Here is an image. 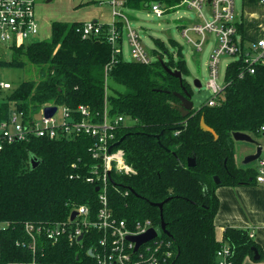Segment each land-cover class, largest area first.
<instances>
[{
	"label": "trees",
	"instance_id": "16d2710c",
	"mask_svg": "<svg viewBox=\"0 0 264 264\" xmlns=\"http://www.w3.org/2000/svg\"><path fill=\"white\" fill-rule=\"evenodd\" d=\"M153 1L175 9L183 0H126L125 6L147 9ZM83 25L54 21L49 38L12 46V56L0 58V67H38L37 78L24 79L0 94V122L14 110L31 116L49 105L69 108L76 119L82 118L77 109L84 105L91 119L101 122L107 105L112 118L133 120L115 129L116 142L123 138L116 149L123 150L133 170H112L109 207L129 224L151 220L161 229L165 222L167 233H160L162 248L171 249L173 255L162 264H242L246 257L254 258L255 250L262 257L261 244L247 228L227 226L219 240L215 219L220 208L218 187L258 184L256 168L238 164L233 134L264 136V65L249 73L243 59L232 61L218 104L194 107L184 117L176 92L184 94L185 87L193 95V87L178 40L170 38L178 48L175 58L160 37H153L164 52L153 49L156 58L146 64L124 56L123 20L115 22L116 43L109 38L110 24L101 23V32L88 37L82 34ZM237 25L241 34V24ZM162 60L180 70L182 80L170 74ZM109 80L124 89L110 85ZM202 117L218 138L202 129ZM95 141L85 133L33 137L0 150V264H28L33 259L26 223L49 226L68 221L80 205H88L93 214L98 212L100 192L87 181L98 163L91 150ZM193 156L196 165L189 166ZM33 157L40 160L36 167ZM160 202H165L162 210L155 204ZM91 247L87 235L81 244H70L67 237L52 243L41 235L36 257L44 264H96L88 253ZM224 248L228 254L219 257L218 251Z\"/></svg>",
	"mask_w": 264,
	"mask_h": 264
},
{
	"label": "built area",
	"instance_id": "2783aa9c",
	"mask_svg": "<svg viewBox=\"0 0 264 264\" xmlns=\"http://www.w3.org/2000/svg\"><path fill=\"white\" fill-rule=\"evenodd\" d=\"M41 1L43 0H0V41L3 44L10 48L40 39L41 27L36 8ZM109 2L116 18L110 24V40L116 43L119 34L116 31L115 22L117 19L123 20L130 45L131 59L146 64L151 63L154 58L145 48L141 35L131 25L124 10L126 0H109ZM182 4L196 9L201 19V21L182 27L183 36L194 45L196 50H203L207 33H214L218 38L211 53L210 78L206 83L212 92L206 104L214 106L218 104L220 96L228 85L227 69L232 61L243 59L247 63L249 73H255L258 65H264V37L251 44L242 43L236 21L235 0H183ZM206 6L210 7V18H207L204 11ZM151 9L159 17L165 14V8L161 3L153 4ZM101 30V23L87 21L82 27V34L88 37L99 34ZM190 32L197 34V37L191 35ZM223 55L231 56L232 60L227 64L222 77L220 63ZM244 73L245 70L241 71L240 76ZM10 88V83L0 81V94ZM45 107L31 116H27L23 111L14 110L7 119L1 121L0 150L7 144L30 140L33 137L53 139L82 133L95 137L96 141L91 150L98 163L92 168L87 181L99 188L101 206L98 212L93 214L88 205H80L72 210V212L77 211L74 219H71L70 214L68 221L49 226L26 223V230L31 238L30 247L34 252V257L28 264H44L40 263L36 257L41 235L42 238L52 243H57L67 237L70 244H81L87 235L93 244V247L88 249V253L93 256L96 264H162L172 257L171 249L162 248L164 241L160 238L159 230L161 229L154 227L151 220L129 224L127 220L115 216L109 207L108 186L112 179V170L115 169L120 173L133 170L126 162L123 150L116 149L117 146H114L116 143L115 129L121 123H126L127 118L124 116L112 118L107 105L101 122L91 119L90 110L84 105H80L77 109L82 115L81 119H76L69 108L64 106L61 111L59 109L61 106H57L56 112L51 117H47ZM261 130L264 132V125ZM259 144L262 146V153L256 160V180L258 184L264 185V146L262 143ZM152 227L156 229L157 236L136 250V243L128 239V236L141 235ZM97 233L101 234L98 239L96 238ZM166 247H169V244ZM227 254L226 248L218 251L219 257Z\"/></svg>",
	"mask_w": 264,
	"mask_h": 264
},
{
	"label": "crops",
	"instance_id": "0c3cea01",
	"mask_svg": "<svg viewBox=\"0 0 264 264\" xmlns=\"http://www.w3.org/2000/svg\"><path fill=\"white\" fill-rule=\"evenodd\" d=\"M57 1L60 0H43L37 5V18L41 30L43 29L41 39L50 37L54 21H97L102 24H112L116 19L109 0H71L67 8H58L55 3ZM182 2L172 9L165 2L153 1L149 8L155 3H161L166 13L176 10L182 5ZM124 10L129 20L131 17L133 18L131 14L129 17L130 11H140L127 7ZM134 18L139 20L138 15H135ZM190 21L192 19H189L188 23ZM236 21L241 24V38L245 44H251L264 37V0H241V5L236 9ZM46 29L50 31L48 35H46ZM146 32H148V28H146ZM125 35L126 31L123 43ZM217 193L220 197V208L215 219L217 238L219 240L223 238V232L227 226L249 229L254 239L261 244L263 256H260L259 259L248 256L242 264H264V185H224L217 188Z\"/></svg>",
	"mask_w": 264,
	"mask_h": 264
},
{
	"label": "rangeland",
	"instance_id": "374dc122",
	"mask_svg": "<svg viewBox=\"0 0 264 264\" xmlns=\"http://www.w3.org/2000/svg\"><path fill=\"white\" fill-rule=\"evenodd\" d=\"M71 0H60L59 2H55L58 8H67L69 6ZM236 9L241 5V0H235ZM50 4V3H49ZM169 11V10H168ZM207 18H210V7L206 6L204 8ZM131 15L129 17L131 21V25L137 29L139 34L141 35L142 42L149 52V54L156 58L153 53V49L158 50V46L155 44L153 37H160L165 44L167 52L171 53L173 57H177L178 48L174 45L170 38H174L178 40L184 47L183 54L187 60V65L190 70V75L187 77L188 81L191 83L193 87V96L192 100L195 108H200L202 105L206 104L208 99L212 96L211 90L207 87V81L210 78V68L209 62L211 58V53L214 46L218 42V38L214 33H207V39L204 44L203 50L198 51L194 47V45L187 41V39L182 34V26H189L194 22L201 21L198 17V11L196 9H191L187 4H182L176 10H171L170 12H166L163 16H157L151 8L142 9L140 11H130L128 13ZM138 15L139 20H135L134 16ZM192 19L188 23V20ZM146 28H148V32H146ZM48 29V27H47ZM46 29V35L49 34L50 31ZM191 35L197 37V34L194 32H190ZM43 35V29L41 30V34L39 38L41 39ZM123 50L125 57L127 59H131L130 53V45L128 39L125 35ZM159 53L164 52V50H158ZM13 50H11L8 46L3 44L0 41V58L1 59H9L12 56ZM232 60L231 56L223 55L221 57L220 63V74L223 77L224 72L226 70L227 64ZM38 77V67L36 66H27L25 69L18 67H0V81L8 82L11 84L10 90L16 88L24 79L28 78H37ZM199 78L202 83V87L199 89L194 84V79ZM110 85H114L119 89H124L123 86L115 84L112 80H109ZM62 110V106L59 108ZM127 124H133V120L131 118L126 119ZM255 140L259 143H262L264 146V136H254ZM255 150V144L247 142V141H236V156L238 164L242 165L243 160L246 154L251 153ZM254 167L256 165V161L251 162ZM161 233V231L159 230Z\"/></svg>",
	"mask_w": 264,
	"mask_h": 264
},
{
	"label": "water",
	"instance_id": "95a60500",
	"mask_svg": "<svg viewBox=\"0 0 264 264\" xmlns=\"http://www.w3.org/2000/svg\"><path fill=\"white\" fill-rule=\"evenodd\" d=\"M162 64L170 74H172L173 76L179 77L182 80L183 74L180 70L171 69L170 67H168L164 63L163 60H162ZM194 84L199 89L202 87V83H201V80L199 78L194 79ZM184 91H185L184 94L179 93V92H176V94L181 99V103L179 104V109L181 110L182 115L185 117L194 108V103L192 100V94L185 87H184ZM56 110H57V106H47L44 109L45 115L47 117H51L56 112ZM200 124H201V127L203 130L211 132L215 138H218V136H219L218 133L216 132V130L213 127H211L210 125H208L206 123L204 117L201 118ZM233 136H234L236 141L241 140V141H247V142L255 144V151L245 156V158L243 160V164H248V163L254 162L261 156L262 146L259 144V142L257 140H255V138L252 135H250L249 133H245V132H234ZM122 139L117 141L114 144V146L119 145L121 143ZM31 161H32L33 167H36L40 163V160H38L36 157H33ZM188 165L189 166H195L196 165V158L194 156L190 157L188 159ZM111 181H113V180L111 179ZM215 181L217 183H220L219 176H217V175L215 176ZM96 189L98 190L99 188L97 187ZM164 203L165 202H160V203H155V204L162 210ZM76 215H77V211H73L71 213V219H74L76 217ZM161 230L163 232L167 233L166 224L163 220L161 222ZM156 236H157V231L155 228L152 227L146 233H143V234L137 235V236L130 235V236H128V239H130L136 243V250H137L141 245L145 244L146 242H148L149 240L153 239ZM255 251H256L255 256H254L255 259H259L260 255H259L258 251L257 250H255Z\"/></svg>",
	"mask_w": 264,
	"mask_h": 264
},
{
	"label": "flooded vegetation",
	"instance_id": "af4514ba",
	"mask_svg": "<svg viewBox=\"0 0 264 264\" xmlns=\"http://www.w3.org/2000/svg\"><path fill=\"white\" fill-rule=\"evenodd\" d=\"M193 96V95H192Z\"/></svg>",
	"mask_w": 264,
	"mask_h": 264
}]
</instances>
